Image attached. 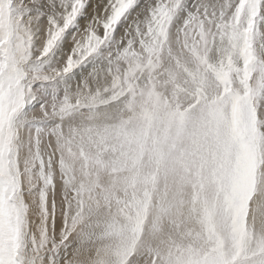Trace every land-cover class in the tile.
I'll return each instance as SVG.
<instances>
[{
	"label": "snow or ice",
	"instance_id": "snow-or-ice-1",
	"mask_svg": "<svg viewBox=\"0 0 264 264\" xmlns=\"http://www.w3.org/2000/svg\"><path fill=\"white\" fill-rule=\"evenodd\" d=\"M0 264H264V0H0Z\"/></svg>",
	"mask_w": 264,
	"mask_h": 264
}]
</instances>
